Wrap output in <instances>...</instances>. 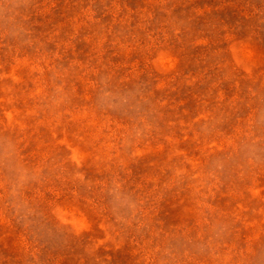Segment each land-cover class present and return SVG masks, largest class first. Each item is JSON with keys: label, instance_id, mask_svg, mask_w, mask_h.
Listing matches in <instances>:
<instances>
[{"label": "rangeland", "instance_id": "1", "mask_svg": "<svg viewBox=\"0 0 264 264\" xmlns=\"http://www.w3.org/2000/svg\"><path fill=\"white\" fill-rule=\"evenodd\" d=\"M0 264H264V0H0Z\"/></svg>", "mask_w": 264, "mask_h": 264}]
</instances>
